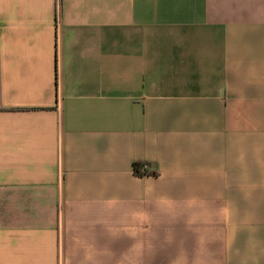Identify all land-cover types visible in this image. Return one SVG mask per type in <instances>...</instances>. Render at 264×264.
Returning a JSON list of instances; mask_svg holds the SVG:
<instances>
[{
    "label": "crops",
    "instance_id": "1",
    "mask_svg": "<svg viewBox=\"0 0 264 264\" xmlns=\"http://www.w3.org/2000/svg\"><path fill=\"white\" fill-rule=\"evenodd\" d=\"M0 264H264V0H0Z\"/></svg>",
    "mask_w": 264,
    "mask_h": 264
},
{
    "label": "built area",
    "instance_id": "2",
    "mask_svg": "<svg viewBox=\"0 0 264 264\" xmlns=\"http://www.w3.org/2000/svg\"><path fill=\"white\" fill-rule=\"evenodd\" d=\"M132 171L136 174H146L149 172L146 162H135L132 165Z\"/></svg>",
    "mask_w": 264,
    "mask_h": 264
},
{
    "label": "trees",
    "instance_id": "3",
    "mask_svg": "<svg viewBox=\"0 0 264 264\" xmlns=\"http://www.w3.org/2000/svg\"><path fill=\"white\" fill-rule=\"evenodd\" d=\"M133 164H135V162Z\"/></svg>",
    "mask_w": 264,
    "mask_h": 264
}]
</instances>
